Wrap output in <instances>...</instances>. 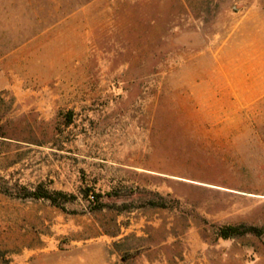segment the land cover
Instances as JSON below:
<instances>
[{
	"label": "rangeland",
	"instance_id": "obj_1",
	"mask_svg": "<svg viewBox=\"0 0 264 264\" xmlns=\"http://www.w3.org/2000/svg\"><path fill=\"white\" fill-rule=\"evenodd\" d=\"M0 66V264H264V0H0Z\"/></svg>",
	"mask_w": 264,
	"mask_h": 264
},
{
	"label": "trees",
	"instance_id": "obj_2",
	"mask_svg": "<svg viewBox=\"0 0 264 264\" xmlns=\"http://www.w3.org/2000/svg\"><path fill=\"white\" fill-rule=\"evenodd\" d=\"M26 193L23 196L32 197V198H46L49 199L53 204L60 205L64 202L71 200L73 196H70L68 193L62 190H54L51 191L50 189L46 188L43 184H39L37 187L33 189H29L28 187L22 185L21 188ZM88 197H92L96 201H100L103 194L101 192H97L96 190L92 189L87 192ZM247 230L243 225H229L223 227L221 229V236L223 238H230L232 236L245 233Z\"/></svg>",
	"mask_w": 264,
	"mask_h": 264
},
{
	"label": "crops",
	"instance_id": "obj_3",
	"mask_svg": "<svg viewBox=\"0 0 264 264\" xmlns=\"http://www.w3.org/2000/svg\"><path fill=\"white\" fill-rule=\"evenodd\" d=\"M1 78H3V75L1 73V66H0V81L2 80Z\"/></svg>",
	"mask_w": 264,
	"mask_h": 264
}]
</instances>
